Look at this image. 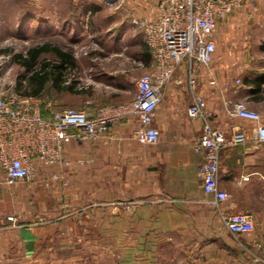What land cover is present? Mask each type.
<instances>
[{"label":"crops","instance_id":"crops-1","mask_svg":"<svg viewBox=\"0 0 264 264\" xmlns=\"http://www.w3.org/2000/svg\"><path fill=\"white\" fill-rule=\"evenodd\" d=\"M246 11L244 9L230 14L217 26L214 36L216 50L210 66L217 86H210L208 76L204 73L200 79L199 93L206 101L214 128L226 138L236 132H243L247 137V142L221 150L217 184L221 191L228 194V199L221 205L223 209L231 213H250L255 217L254 241L249 248L227 240L215 246L217 241L210 239L214 233L227 236L231 233L226 230H205L208 239L193 241L207 264H263L256 259L263 250L258 249L256 243L264 242V143L254 144L248 140L254 124L229 116L223 104L224 100L244 103L248 109L260 115L264 125V81L259 82V78L264 75V21L261 15L264 9H253L250 20L245 16ZM122 13L127 19H152L157 9L154 0H126ZM235 45L240 68L238 72H227L226 65L234 57ZM254 45L259 47L260 54L251 52ZM218 50L225 51L219 59ZM256 57L261 61L259 68L252 67V62L258 59ZM185 79V70L181 66L163 90V97L155 111L154 126L159 132L157 144L143 146L131 138L136 126L135 118L120 121L109 129L106 136L93 141L66 144L65 154L74 165L70 170L61 167L67 174L70 172V177L82 179L81 188L93 190V209L82 213L85 216L77 214L65 219L52 218L55 222L46 226L33 225L14 230L5 226L0 229V253L4 252V247H8L3 244L2 237L6 239L10 234L14 239V246L10 249L16 252L18 258L13 264H50L54 262L53 257H45L43 253L56 254L59 250L69 253L71 235L81 233V229H77L81 225L73 227L75 220L87 217L91 212L94 216L95 237L99 238L103 236V230L104 233L105 230H114L113 225L120 219L142 218V212L149 204L164 207L166 200L179 206L201 203L206 198L198 176L202 157L194 151L193 141L201 132L202 122L186 115L190 95ZM78 160H83V164H76ZM57 169V166L41 167L37 177ZM3 181L0 172V196L5 202L8 197L6 193L16 197L15 188L22 183L7 187ZM12 200L8 206L9 212L22 222L30 221L34 214L30 206L27 207L25 202L27 208L20 211V206L24 204L21 202L18 206L17 201L22 200L15 198L13 203ZM76 200L72 198L74 206L85 204H81L84 201L81 197ZM137 200L143 203L135 212L118 207L120 203ZM1 204L0 200V207ZM54 206L55 203H51L46 211H53V215ZM194 232L198 236V231ZM2 264L7 262L2 261Z\"/></svg>","mask_w":264,"mask_h":264},{"label":"rangeland","instance_id":"rangeland-1","mask_svg":"<svg viewBox=\"0 0 264 264\" xmlns=\"http://www.w3.org/2000/svg\"><path fill=\"white\" fill-rule=\"evenodd\" d=\"M125 3L126 0H0V93L8 94L18 82H24V76L30 75L15 56L27 57L29 50L47 45L70 53L77 68L65 83L72 85V91L58 93L47 83L39 97L40 111L44 112L47 103L53 109H78L85 105L96 108L130 102L136 94L137 79L155 69L152 61L147 64L139 60L137 54L144 45L143 34L132 25L133 18L127 19L122 13ZM258 7L263 10L264 3H259ZM261 15L264 21V14ZM78 16L81 21L75 32L70 26ZM233 51L234 57L226 65L227 72H238L240 68L236 45ZM223 52L217 51V59ZM251 52L260 54L259 47L254 45ZM256 58L252 62L253 68L261 65L260 58ZM40 60L54 61L56 58L52 53H44ZM56 166L57 170L17 185L16 197L7 192L8 197L4 202L0 196V229L5 226L9 230L33 225L46 226L55 222L52 218L65 219L77 214L85 216L82 213L93 209V190L81 188V178L70 177L69 170L67 174L64 167ZM52 173L63 176L67 185H62L61 181L47 180ZM79 197L84 199L81 204H85L74 206L72 198L77 202ZM15 198L22 200L17 201L18 206L21 202L24 204L20 206V211L30 206L34 212L28 222H22L15 216L19 227H13L6 221L8 216H13L8 206ZM206 199L187 206H179L170 200L164 202V207L149 204L142 212V218L120 219L113 225L114 230H105V233L103 230V236L99 238L95 237L91 212L89 216L75 220L73 227L81 225V228H77L81 229V233L71 235L69 253L59 250L56 254L43 253V256L53 257L54 262L50 264H207L193 240L201 242L208 239L205 230L225 229L216 209ZM53 202L54 216L53 211H46ZM125 203H120L118 207L123 210ZM220 234L214 233L210 238L217 241L215 246L227 240L249 248L254 241L253 233L249 236H227L223 233V237ZM2 241L8 247H4V252L0 253V264L2 261L13 264L18 260L16 252L10 249L14 246L13 236L2 237Z\"/></svg>","mask_w":264,"mask_h":264},{"label":"built area","instance_id":"built-area-1","mask_svg":"<svg viewBox=\"0 0 264 264\" xmlns=\"http://www.w3.org/2000/svg\"><path fill=\"white\" fill-rule=\"evenodd\" d=\"M122 2L123 0H104ZM157 14L152 19H132V25L143 34L144 43L150 51L154 71L143 73L136 81L134 98L119 106L92 108L53 109L46 104L45 115L40 111V98L22 97L15 90L0 93V172L3 183L11 187L17 183H28L36 179L42 167L62 166L72 169L74 163L67 158L64 146L81 144L106 136L109 129L124 119L135 118L136 126L131 138L140 145L157 144L159 132L154 126L155 111L163 90L176 70L183 66L190 95L186 115L202 122L200 134L193 141L194 151L202 157L198 176L206 202L212 205L223 228L231 234L249 236L254 231L255 217L250 213H231L222 208L228 194L221 191L217 175L221 150L225 147L247 142L243 132L226 138L211 125V114L204 97L199 93L200 79L204 73L208 84L217 86L211 70L216 50L215 31L219 23L235 12L243 11L252 19L259 3L264 0H154ZM239 83V80H237ZM226 112L231 117L254 124L250 138L254 144L264 143V125L260 115L248 109L242 102L224 100ZM83 164V160L76 161ZM46 179V178H45ZM45 179H42L45 180ZM49 181L67 183L63 176L52 173ZM143 201L124 204L128 211L136 210ZM6 221L19 227L15 216ZM262 253L256 259L264 264V242L257 244Z\"/></svg>","mask_w":264,"mask_h":264},{"label":"trees","instance_id":"trees-1","mask_svg":"<svg viewBox=\"0 0 264 264\" xmlns=\"http://www.w3.org/2000/svg\"><path fill=\"white\" fill-rule=\"evenodd\" d=\"M76 22L70 26L75 32L78 31L80 16L75 18ZM264 49V47H263ZM44 53H52L56 60H40L39 57ZM139 60L148 64L151 61L150 51L147 45H142V50L137 54ZM17 61L30 72L28 77L24 76V82H18L14 90L22 97L39 98L47 83H50L52 88L60 93L63 91H72V85H66L67 79L76 71V62L73 56L61 50L56 46H42L28 51L27 57L15 56ZM264 81V75L259 78V82ZM45 115L44 112H42ZM236 235V234H234Z\"/></svg>","mask_w":264,"mask_h":264}]
</instances>
